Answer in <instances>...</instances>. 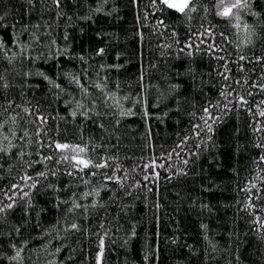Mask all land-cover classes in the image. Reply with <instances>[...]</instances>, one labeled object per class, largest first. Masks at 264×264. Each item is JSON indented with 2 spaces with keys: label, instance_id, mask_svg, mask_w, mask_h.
<instances>
[{
  "label": "trees",
  "instance_id": "trees-1",
  "mask_svg": "<svg viewBox=\"0 0 264 264\" xmlns=\"http://www.w3.org/2000/svg\"><path fill=\"white\" fill-rule=\"evenodd\" d=\"M241 2L0 0V264H264V0Z\"/></svg>",
  "mask_w": 264,
  "mask_h": 264
},
{
  "label": "snow or ice",
  "instance_id": "snow-or-ice-1",
  "mask_svg": "<svg viewBox=\"0 0 264 264\" xmlns=\"http://www.w3.org/2000/svg\"><path fill=\"white\" fill-rule=\"evenodd\" d=\"M244 2L246 3V0H244ZM162 3L167 5L168 8H174V9H176L179 12H184L185 9H187L189 7L190 0H162ZM220 3H221V5H224V0H220ZM240 6H243L241 0H237L236 4H232L230 6L229 5H224L223 9L219 13V15L230 16L232 14L233 8H237V7H240ZM260 114L264 115V112H261ZM56 147L58 149H67L70 146L66 145V144H57ZM73 150L74 151L78 150L80 152L84 151V149L83 148H79V146H76L75 148H73ZM262 159H264V158H262ZM77 163L83 165L84 167H88L89 166V161H86V160H83V159L78 160ZM103 166L104 165H100V164L96 165V167H103ZM72 227L75 228L76 225H73Z\"/></svg>",
  "mask_w": 264,
  "mask_h": 264
},
{
  "label": "rangeland",
  "instance_id": "rangeland-1",
  "mask_svg": "<svg viewBox=\"0 0 264 264\" xmlns=\"http://www.w3.org/2000/svg\"><path fill=\"white\" fill-rule=\"evenodd\" d=\"M97 264H100V254H99V257H98V260H97Z\"/></svg>",
  "mask_w": 264,
  "mask_h": 264
}]
</instances>
